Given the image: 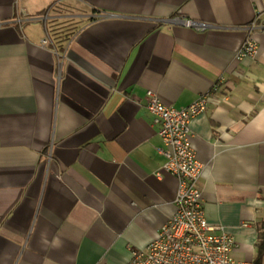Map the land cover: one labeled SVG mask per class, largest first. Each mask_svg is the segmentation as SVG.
Returning <instances> with one entry per match:
<instances>
[{"label": "crops", "instance_id": "0c3cea01", "mask_svg": "<svg viewBox=\"0 0 264 264\" xmlns=\"http://www.w3.org/2000/svg\"><path fill=\"white\" fill-rule=\"evenodd\" d=\"M147 91L175 109L210 92L191 122L205 217L257 262L264 0H0V264H128L158 236L178 180Z\"/></svg>", "mask_w": 264, "mask_h": 264}, {"label": "built area", "instance_id": "2783aa9c", "mask_svg": "<svg viewBox=\"0 0 264 264\" xmlns=\"http://www.w3.org/2000/svg\"><path fill=\"white\" fill-rule=\"evenodd\" d=\"M172 22L187 28L204 29L185 17L174 18ZM49 42L47 37L42 44L46 46ZM257 50L256 42L249 38L241 46L238 59L254 57ZM214 87L217 88V84ZM209 93L202 94L186 108L175 109L167 106L155 92L147 91L146 108L164 145L160 150L166 158L163 169L178 180L177 209L155 239L144 249L131 252L128 264H264L236 260L234 237L222 226L210 224L205 217L199 186L205 166L192 144L191 122L206 111Z\"/></svg>", "mask_w": 264, "mask_h": 264}, {"label": "trees", "instance_id": "16d2710c", "mask_svg": "<svg viewBox=\"0 0 264 264\" xmlns=\"http://www.w3.org/2000/svg\"><path fill=\"white\" fill-rule=\"evenodd\" d=\"M257 262H259L262 257L264 256V233L261 232L260 237H259V243L257 245Z\"/></svg>", "mask_w": 264, "mask_h": 264}]
</instances>
